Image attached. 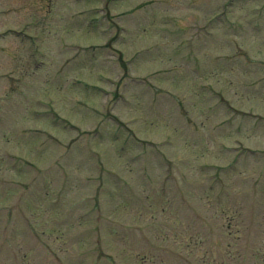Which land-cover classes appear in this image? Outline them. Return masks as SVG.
<instances>
[{"label": "rangeland", "instance_id": "obj_1", "mask_svg": "<svg viewBox=\"0 0 264 264\" xmlns=\"http://www.w3.org/2000/svg\"><path fill=\"white\" fill-rule=\"evenodd\" d=\"M0 264H264V0H0Z\"/></svg>", "mask_w": 264, "mask_h": 264}]
</instances>
